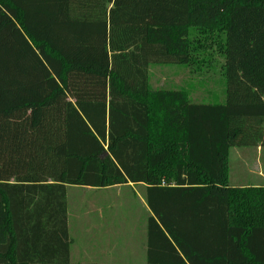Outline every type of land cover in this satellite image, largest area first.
<instances>
[{
	"label": "trees",
	"instance_id": "obj_1",
	"mask_svg": "<svg viewBox=\"0 0 264 264\" xmlns=\"http://www.w3.org/2000/svg\"><path fill=\"white\" fill-rule=\"evenodd\" d=\"M219 36L223 103L150 87ZM242 147L264 148V0H0V264H80L67 187L129 183L145 264H264V185L229 184Z\"/></svg>",
	"mask_w": 264,
	"mask_h": 264
},
{
	"label": "rangeland",
	"instance_id": "obj_2",
	"mask_svg": "<svg viewBox=\"0 0 264 264\" xmlns=\"http://www.w3.org/2000/svg\"><path fill=\"white\" fill-rule=\"evenodd\" d=\"M196 38H202L196 31ZM215 38L207 46L204 67L194 70L185 65L152 64L148 68L152 89L183 90L193 103H223L225 99L224 57ZM199 58H202L199 57ZM258 165L264 174V148H231L229 155V183L231 186L258 185ZM118 188H85L68 186L67 225L69 236L79 245L96 248L94 236L106 235L115 241L111 257L98 254V259L78 260L109 264H144L145 253L141 249L146 221L150 215L144 196L138 187L119 185ZM134 190V191H133ZM89 230L84 233V230ZM75 261L77 259L73 257Z\"/></svg>",
	"mask_w": 264,
	"mask_h": 264
},
{
	"label": "crops",
	"instance_id": "obj_3",
	"mask_svg": "<svg viewBox=\"0 0 264 264\" xmlns=\"http://www.w3.org/2000/svg\"><path fill=\"white\" fill-rule=\"evenodd\" d=\"M155 90H157V89H155ZM257 170H258V176L262 178V181H263L262 183H260L258 185H252L250 183H247L246 185H239V186H232V187H247V186L259 187V186H263L264 185V174H263V172H261L262 169H261L260 165H258V169ZM128 187H131V188L138 187L140 189V192H142V194L144 196L143 198H144V201H145L146 186L144 184L133 185V184L129 183ZM109 188H111V187H109ZM113 188H118V187L115 186ZM102 189H106V188H102ZM145 205H146V202H145ZM146 207H147V205H146ZM150 215H151V213H150ZM88 231H89L88 229L84 230V233H87ZM70 239L72 240V244L70 246V251H69V260H70L71 263L109 264V263H96V262H90V261L89 262H84V261H78V260H86L87 258H89V259H98V254H101V253L106 255L105 257H108V258L111 257V255H113V253H114V246H115V241L114 240H111L106 235H102V234L94 236V241H95V245H96V248H95L93 243H91L90 247H88L84 243L82 245H79V247H78V243L76 242V240L71 238V237H70ZM141 249L145 253V258H146V251H147V229L146 228H145V232H144V240L141 243ZM73 257H75L77 259V261H75L73 259Z\"/></svg>",
	"mask_w": 264,
	"mask_h": 264
}]
</instances>
